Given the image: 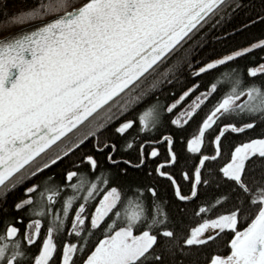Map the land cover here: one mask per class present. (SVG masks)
Returning <instances> with one entry per match:
<instances>
[{
    "label": "snow or ice",
    "instance_id": "6c2138e0",
    "mask_svg": "<svg viewBox=\"0 0 264 264\" xmlns=\"http://www.w3.org/2000/svg\"><path fill=\"white\" fill-rule=\"evenodd\" d=\"M244 6L242 0H79L75 6L68 0H37L29 8L6 14L0 30L30 20L38 24L0 38V212L8 211V193L89 138H95L97 150L109 146V141L99 139L109 124L119 121L118 134H126L135 124L140 133L154 131L162 114L170 113L198 87L192 84L166 108L155 95L186 62L195 77L264 47L261 38L200 67L189 62L204 35L202 29L226 11ZM247 73L264 74V61L248 67ZM221 84L227 87L186 140L188 152L200 153L206 133L219 126L210 140L212 154L199 155L194 169L182 173L190 183L187 194L161 165L155 171L171 180L175 197L171 206L157 198L155 187L114 181L103 171L90 178L87 172L69 168L63 183L54 174L44 176L24 187L12 204V210L27 209L24 216L29 219L21 233L5 218L0 264H196L189 259L194 255L191 249L212 242L224 230L233 233L226 244L229 251H214L206 264H264V133L242 141L225 139L229 130L242 133L264 121V87L244 84L235 67L225 68L171 124L186 125ZM128 112H134V118L122 119ZM236 117L244 122H236ZM161 139L171 158L165 163L171 165L178 159L174 137L165 133ZM132 144L129 139L126 146ZM110 146L113 151L107 159L115 163V145ZM140 147L142 164L143 144ZM156 154L155 147L148 153ZM83 160L92 170L97 167L94 155ZM201 187L221 194L204 199L196 209L204 218L184 231L188 209L182 202H191ZM146 192L152 195L151 202L145 199ZM229 199L235 201L231 210L209 218L214 207ZM24 216L15 220L22 222ZM45 218L46 230L32 252ZM240 221L245 222L243 228L238 227Z\"/></svg>",
    "mask_w": 264,
    "mask_h": 264
},
{
    "label": "trees",
    "instance_id": "16d2710c",
    "mask_svg": "<svg viewBox=\"0 0 264 264\" xmlns=\"http://www.w3.org/2000/svg\"><path fill=\"white\" fill-rule=\"evenodd\" d=\"M37 0H0V20H3L6 14L16 12L20 9H26L35 4ZM244 7L236 9L232 12H225L222 17L217 16L209 25L202 29L204 35L195 44L191 52V63L194 67H200L203 62H207L210 59H214L229 53L239 47L247 46L261 38H264V19H256V17H264V0H242ZM68 3L75 6L79 3V0H68ZM47 18V17H46ZM35 20H30L24 24H16L11 27H7L4 30H0V36ZM252 21V23H249ZM243 25V27H241ZM264 61V47H258L250 50L248 53L243 54L238 58H234L232 61L217 66L212 70H207L204 73L198 74L193 77L191 70L188 69V62L184 64L181 73L173 80L169 77L171 83H165L158 93L155 95L159 98L160 104L166 108L167 104L176 101L182 92H184L192 84L197 83L198 87L193 90L179 105H177L170 113L164 112L159 125L154 131L147 133H140L137 131L139 125L135 124L126 134H118L115 132L116 124L119 121L109 124L104 130L99 133V139L101 143L105 140L110 144L104 150H97L94 147V139L89 138L77 149H75L70 155L63 157L54 165L50 166L47 170L42 171L36 177L28 180L25 184L18 186L15 190L7 194L6 207L8 211L0 212V231L5 228V218L13 222L23 233L25 224L29 217L24 216L22 211L12 210V204L16 199L20 198L23 194V188L28 184L36 182L44 176L54 174L55 180L61 183L64 182V173L69 168H75L78 172H87L89 177H94L100 172H106L110 174L113 180H122L124 184H132L139 187H155L157 189V198L160 200H167L169 206L175 201L174 189L171 185V180L167 177L160 176L156 171V166L161 165V170L169 172L172 177L178 182L184 194L190 189L189 181L185 180L182 173L188 171L189 173L194 169L195 163L199 160L201 154H212L214 146L211 145L210 140L212 136L218 131V125H216L212 131H208L202 143V151L200 153H190L187 151L186 140L188 136L196 130L198 123L202 120L207 110L212 103L221 95V92L227 87L226 84H221L215 93L197 110L192 118L186 125L175 126L171 124V119L177 114L179 109L189 101L194 95L206 90L210 83L213 82V77L217 73H220L225 68L235 67L238 72L242 74L243 83L249 84L255 82L264 87V74L257 73L253 77H249L247 68L250 66L259 65ZM134 112H128L122 119L134 118ZM236 122H244L243 119L236 117ZM225 122H228L227 120ZM165 133L171 134L174 137V143L172 145L173 151L178 154V159L173 164H167L165 161L171 159L168 156V144L162 140L161 137ZM260 133H264V121H258L252 129H246L242 133H233L229 130L226 133L225 139L233 141H242L245 138H249ZM181 135L184 136L183 142H181ZM129 139H133L131 147H127ZM111 144L115 145V151L112 160L107 159V153L112 152L113 148ZM141 144H143V163L140 164ZM157 148V154L155 156H149L148 153L151 149ZM94 155L98 164L97 167L92 170L89 164L83 160L85 155ZM130 160L132 163L128 164L125 161ZM139 164V167L135 165ZM218 164V162H217ZM121 169L125 170L126 175L121 174ZM75 179V178H74ZM221 194L213 189H208L205 192L204 188H200L199 195L192 199L191 202L184 203L188 211L185 213L184 219V231H187L188 227L195 226L196 223L203 219V216L196 215V209L199 204L206 198L215 199ZM145 199L149 202L152 200L150 193H145ZM211 199L208 202H211ZM235 203L234 200L229 199L227 202H221L219 205L212 209L211 216L219 214L223 211L231 210V205ZM94 206V204H93ZM17 216H24L23 221L15 220ZM245 226L244 221L238 223L239 228ZM47 227V219H44L40 237L38 241L34 243L29 249L32 252L38 250L39 239H42L44 231ZM233 233L231 230H224L223 235L214 239L212 242H206L201 246H194L191 251L194 253L189 259H195L196 264H206L207 259H210L211 254L214 251L222 248V252L218 254H227L229 248L226 247L227 240L231 238ZM72 239H75L73 236ZM57 243L62 246V239L57 238ZM57 255L59 253L57 252Z\"/></svg>",
    "mask_w": 264,
    "mask_h": 264
},
{
    "label": "water",
    "instance_id": "95a60500",
    "mask_svg": "<svg viewBox=\"0 0 264 264\" xmlns=\"http://www.w3.org/2000/svg\"><path fill=\"white\" fill-rule=\"evenodd\" d=\"M48 18H50V17H47V18H45V19H48ZM37 24H38V21H34V22H31V23H28V24L22 25V26H20V27L14 29V30H12V31H10V32H8V33H6V34L0 36V38L6 37V36H8V35H10V34H15V33H18V32H22V31H25V30H31V29L34 28Z\"/></svg>",
    "mask_w": 264,
    "mask_h": 264
},
{
    "label": "rangeland",
    "instance_id": "374dc122",
    "mask_svg": "<svg viewBox=\"0 0 264 264\" xmlns=\"http://www.w3.org/2000/svg\"><path fill=\"white\" fill-rule=\"evenodd\" d=\"M196 95H197V94H196ZM196 95H194L193 97H195ZM193 97H192L189 101H187V102L181 107V109H183L186 105H188V104L191 102V100L193 99ZM180 103H181V102H180ZM180 103H179V104H180ZM179 104H178V105H179ZM181 109H179V111H178L177 113H179V112L181 111ZM176 115H177V114H176ZM176 115H175V116H176Z\"/></svg>",
    "mask_w": 264,
    "mask_h": 264
}]
</instances>
